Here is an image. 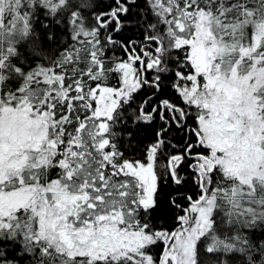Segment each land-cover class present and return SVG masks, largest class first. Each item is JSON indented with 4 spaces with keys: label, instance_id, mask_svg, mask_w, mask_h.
Instances as JSON below:
<instances>
[{
    "label": "snow or ice",
    "instance_id": "1",
    "mask_svg": "<svg viewBox=\"0 0 264 264\" xmlns=\"http://www.w3.org/2000/svg\"><path fill=\"white\" fill-rule=\"evenodd\" d=\"M0 264H264V0H0Z\"/></svg>",
    "mask_w": 264,
    "mask_h": 264
}]
</instances>
